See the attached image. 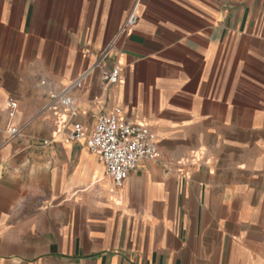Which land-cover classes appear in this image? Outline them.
I'll list each match as a JSON object with an SVG mask.
<instances>
[{
	"label": "crops",
	"instance_id": "1",
	"mask_svg": "<svg viewBox=\"0 0 264 264\" xmlns=\"http://www.w3.org/2000/svg\"><path fill=\"white\" fill-rule=\"evenodd\" d=\"M115 38L71 94L154 133L121 185L43 111ZM0 264H264V0H0Z\"/></svg>",
	"mask_w": 264,
	"mask_h": 264
},
{
	"label": "built area",
	"instance_id": "2",
	"mask_svg": "<svg viewBox=\"0 0 264 264\" xmlns=\"http://www.w3.org/2000/svg\"><path fill=\"white\" fill-rule=\"evenodd\" d=\"M137 22L136 10L133 9L123 26L122 32ZM116 38L108 42L99 53L95 62L82 71L70 84L59 91L48 93V103L43 111H51L57 117L58 127H71L70 139L79 141L86 139L87 146L105 164L106 174L116 185H121L142 160L157 161L159 159L158 143L154 133L145 125L128 121L117 107L108 115L99 117L94 129L73 123L78 113V106L72 92L80 89L85 80L96 71L106 85L120 80L119 67L107 69L105 64L116 49ZM18 107L16 101L9 102V114L14 116ZM25 125H10L6 128L7 142L15 141L24 135Z\"/></svg>",
	"mask_w": 264,
	"mask_h": 264
}]
</instances>
